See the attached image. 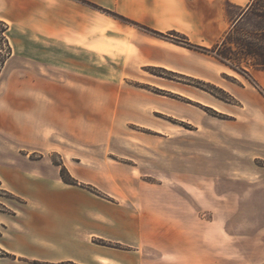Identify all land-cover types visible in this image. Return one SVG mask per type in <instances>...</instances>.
I'll list each match as a JSON object with an SVG mask.
<instances>
[{"label": "crops", "instance_id": "1", "mask_svg": "<svg viewBox=\"0 0 264 264\" xmlns=\"http://www.w3.org/2000/svg\"><path fill=\"white\" fill-rule=\"evenodd\" d=\"M86 1L96 7L79 0H0L12 53L23 65L33 63L32 72L18 80L22 139L34 150L59 154V164L43 156L0 168V187L22 199L19 205L0 201V264H264V188H250L248 175L241 177V191L225 192L219 200L209 192L207 204L191 215L179 202L154 205L152 182L121 173L114 163L103 159L100 170L88 169L62 143L97 142V136L121 134L130 123L146 127L133 118L155 111L152 96L131 82L164 81L146 76L149 69L224 89L231 98L222 106L224 130L264 135V70L250 67L247 79L211 55L140 27L210 47L242 20L250 0H227L240 9L230 21L221 0ZM176 85L157 86L205 104L197 96L203 90ZM183 106L211 117L191 103ZM62 166L105 196L79 192L86 200L73 199L60 178ZM130 183L135 191L127 197Z\"/></svg>", "mask_w": 264, "mask_h": 264}, {"label": "rangeland", "instance_id": "2", "mask_svg": "<svg viewBox=\"0 0 264 264\" xmlns=\"http://www.w3.org/2000/svg\"><path fill=\"white\" fill-rule=\"evenodd\" d=\"M248 4L243 7L244 13ZM221 7L227 21L235 19L240 13V9L227 0H221ZM259 24H261L259 19L248 12L234 26L232 36L237 38L242 35L243 31H252L254 32L253 44L264 48V39L259 38L261 34L258 29ZM7 33L10 34L8 28L6 36ZM173 35L169 36L170 41L171 39H184L181 35ZM222 38L223 36L221 40ZM8 42L10 44L9 40ZM10 46L13 52L14 45L10 44ZM232 48H234L233 45ZM4 59L6 60L3 65L0 62L2 65L0 72V168H9L23 163L32 164L43 156L50 157L54 163L59 164L58 153L34 150L32 143H27L22 139L24 120L19 121L17 117L18 96L22 94L18 80L23 78L24 72H32L33 63L21 64L16 53L8 56L7 48L0 40V61ZM237 62L247 74L237 73L250 79L248 69L251 65L241 58ZM41 75L47 76V70H41ZM145 75L154 80L163 78L164 81L158 84L169 88L178 89L176 82L179 81L190 85V88H186L187 91L192 90L193 87L201 89L205 92L197 90V96L204 100L205 104H198L179 94L160 88L158 84L131 82L134 87L152 96L151 103L155 111L148 116L133 118L134 121L146 127L130 123L125 125L129 129L121 130V134L97 136L99 141L88 144L79 143L74 139L67 143L60 141L67 146L70 154L82 156V164L95 172L101 169L98 163L104 159L106 162L114 163L115 169L120 170L121 173L141 176L143 180L152 182L153 195L156 198L154 205H164L161 202L164 199L169 201L167 204L169 206H175L179 202L184 205L185 212L191 215L198 210L197 208H203L209 201L207 198L209 192H216L219 200L225 192L241 191L243 175H248L249 180L252 181L248 184L250 188L257 186L264 188V135L254 134L256 137L253 138L243 136L241 130H224L223 122L226 116L222 112L224 111L222 106L231 102L230 96L224 89L192 79H183L172 72L157 69H149ZM223 77L226 80L231 79L229 75ZM260 92L264 96L263 91ZM184 101L191 103L211 117L199 116L196 112L184 107ZM191 121L203 127L197 129L190 124ZM25 122L30 124L29 127L32 130L31 120L25 119ZM250 131L252 133L257 130ZM75 159L73 157V161ZM67 172L65 167H60V178L68 180V174L70 176L71 174ZM192 175L200 176L198 182L190 181L189 176ZM178 176H185L188 179L180 180ZM65 184V188L72 190L71 196L75 200L79 198L86 200L79 192L90 196H92L90 192L105 196L96 184L90 185L78 181L76 185ZM134 185L133 183L125 185L127 197L134 193ZM109 199L113 198L109 197ZM0 201L19 205L22 199L13 192L0 187ZM204 216L208 217V214Z\"/></svg>", "mask_w": 264, "mask_h": 264}, {"label": "trees", "instance_id": "3", "mask_svg": "<svg viewBox=\"0 0 264 264\" xmlns=\"http://www.w3.org/2000/svg\"><path fill=\"white\" fill-rule=\"evenodd\" d=\"M79 1L89 6L96 7L94 4H92L89 1H86V0H79ZM248 12L253 14L259 19L261 23L259 24V28H258L261 31L259 38L262 37L264 39V0H250L244 14L246 15ZM112 15H114L115 17H118L119 19L123 21L134 23L118 14H112ZM140 27L142 29H145L146 31H149L156 35L170 39V37L167 35L160 34L144 26H140ZM7 28H8L7 24L4 21L0 20V40H2V42L5 44L7 48V55L10 56L12 53V49L7 40V36L5 35ZM233 28L234 26L230 28L228 31H226L223 35L221 42L212 47H206V46L191 43L185 37L183 40L171 39V41L176 44L187 47L189 49L211 55L214 58H216L220 63L230 67L231 69L235 70L238 73L240 72L246 73L237 64L238 63L237 60H239L240 58L245 59L246 63L250 64L252 68L264 70V48L253 44L252 37H254V32L246 30V31H243L240 37L234 38L232 36ZM232 45L234 46V48H232ZM5 60L6 59H4V61H0L2 62L1 63L2 65L5 62ZM2 65H0V72H1ZM68 177H69L68 180L64 179L63 177L61 178L65 183L74 184V185L77 184L76 179H74L69 174H68Z\"/></svg>", "mask_w": 264, "mask_h": 264}]
</instances>
